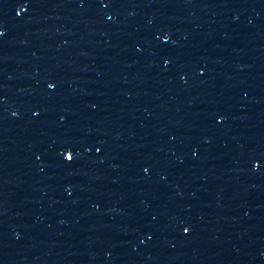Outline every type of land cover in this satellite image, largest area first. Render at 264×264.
Masks as SVG:
<instances>
[{"label":"snow or ice","instance_id":"1","mask_svg":"<svg viewBox=\"0 0 264 264\" xmlns=\"http://www.w3.org/2000/svg\"><path fill=\"white\" fill-rule=\"evenodd\" d=\"M68 159H69V160H71V159H72V157H71V156H69V157H68Z\"/></svg>","mask_w":264,"mask_h":264}]
</instances>
